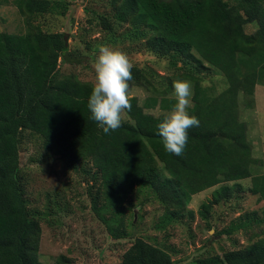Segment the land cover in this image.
I'll use <instances>...</instances> for the list:
<instances>
[{"label":"trees","instance_id":"obj_1","mask_svg":"<svg viewBox=\"0 0 264 264\" xmlns=\"http://www.w3.org/2000/svg\"><path fill=\"white\" fill-rule=\"evenodd\" d=\"M107 1L111 11L95 16L107 42L92 43L82 36V49H71L69 33L33 24L46 14L64 16V2L0 0V6L15 7L27 25L25 33L0 31V264H45L39 254L41 224H52L54 216L68 211L69 203L57 198L60 192L42 211L29 209L19 166L24 132L46 158L65 163L66 172L79 173L82 164L91 165L92 172L80 169L90 175L88 181L82 178L90 213L110 238L130 241L120 264H264V212L262 218L256 211L243 212L219 232L225 237L248 235L246 247L222 255L201 253L189 261L173 260L172 248L137 235L134 219L136 204L155 200L164 212L154 229L164 231L183 217L193 195L213 188L199 210L208 221L212 206L243 191L241 181L246 179L251 194L264 201V152L260 158L252 156L239 108L253 109L255 88L264 87V0ZM247 25L256 28L248 34ZM124 26L122 40L182 66L161 90L150 86L147 75L152 72L133 66L128 93L134 86L149 95L143 105L129 96L127 120L122 117L121 127L105 134L90 119L87 101L93 84L62 67H87L85 60L94 61L101 46L121 40L117 31ZM205 70L224 77L226 89L214 93L202 86ZM177 80L191 82L188 112L200 121L199 127L187 130L180 156L166 151L157 134L158 123L168 114L145 111H171L177 101L167 94ZM65 262L59 256L53 264Z\"/></svg>","mask_w":264,"mask_h":264},{"label":"rangeland","instance_id":"obj_2","mask_svg":"<svg viewBox=\"0 0 264 264\" xmlns=\"http://www.w3.org/2000/svg\"><path fill=\"white\" fill-rule=\"evenodd\" d=\"M52 1L65 3L67 7L65 15L46 14L33 21L34 25L49 32L69 33L71 49L76 46L82 49L80 43L82 36L92 43L101 40L107 42L104 38L105 33L99 32L98 27L95 26L97 14H107L111 11L107 0ZM125 28L124 26L118 29V39H121L119 35L125 31ZM255 28V25H247L245 32L250 34ZM26 29L27 25L15 7L11 4L0 6V31L17 34L25 33ZM107 46L125 53L133 66L152 72L151 77L150 75L147 77L151 81L150 86L157 90L169 85V79L174 78V74H179V67L182 66L181 62L172 63L168 58L156 57L129 40L121 39L116 44L107 43ZM84 64L87 67L65 65L62 69L73 71L80 80L94 85V61L85 60ZM186 66L192 69L194 64ZM200 80L202 86L211 87L214 93H219L227 87L224 77L209 70L201 72ZM170 89L172 90L167 94L168 97L176 99L174 83ZM255 93L253 109L239 108L247 126L252 156L260 158L264 152V87L257 86ZM128 94L136 97L139 105H143L149 95L144 89L134 86H131ZM190 99L189 107L192 106V96ZM145 111L155 116L170 112L161 111L158 107ZM122 117L127 120L124 113ZM19 166L29 209L37 208L42 211L48 201H54L57 192L62 194L61 197L57 196L60 203H69L67 212L54 216L55 222L41 224L39 254L43 263L53 264L57 257L63 256L66 259L64 264H120L121 255L130 246V241H115L110 238L104 226L90 213L89 202L85 195V182L90 179V175L80 170L82 167L92 172L93 168L90 164H82L78 169L79 173L66 172L65 163L51 157L46 158L36 140L24 132L20 144ZM241 182L243 191L234 193L238 198L232 195L227 202L212 206L208 221L201 218L199 210L201 204L211 198L213 188L193 195L183 211V217L164 231L154 229L164 212L159 203L151 199L141 207L138 203L134 212L137 228L135 233L143 236L150 243L172 248L176 252L172 256L173 260L189 261L201 253L222 255L227 250L244 248L250 244L249 236L244 233L234 232L226 237L219 236V232L229 227L243 212L256 211L260 218L263 217L264 201L258 202L257 196L251 194L249 179ZM261 230L264 231V226Z\"/></svg>","mask_w":264,"mask_h":264},{"label":"clouds","instance_id":"obj_3","mask_svg":"<svg viewBox=\"0 0 264 264\" xmlns=\"http://www.w3.org/2000/svg\"><path fill=\"white\" fill-rule=\"evenodd\" d=\"M133 65L127 55L114 47L101 46L94 57L95 83L88 97L90 119L108 134L121 127L122 113L130 110L128 89ZM176 103L172 110L157 125V134L166 151L182 155L188 142V129L199 127L200 121L190 115L192 86L187 80L174 83Z\"/></svg>","mask_w":264,"mask_h":264},{"label":"crops","instance_id":"obj_4","mask_svg":"<svg viewBox=\"0 0 264 264\" xmlns=\"http://www.w3.org/2000/svg\"><path fill=\"white\" fill-rule=\"evenodd\" d=\"M256 94V93H255Z\"/></svg>","mask_w":264,"mask_h":264}]
</instances>
